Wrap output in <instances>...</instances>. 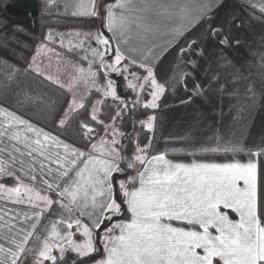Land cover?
Here are the masks:
<instances>
[{"label": "snow or ice", "instance_id": "6c2138e0", "mask_svg": "<svg viewBox=\"0 0 264 264\" xmlns=\"http://www.w3.org/2000/svg\"><path fill=\"white\" fill-rule=\"evenodd\" d=\"M55 6L56 0L44 5ZM225 6V0H196L194 9L186 0H80L73 15L100 24L85 34L87 47L79 45L88 67L73 66L58 125L45 130L0 109L7 117L0 122V200L29 209L22 220L0 215V264H264V148L250 151L247 162L173 164L152 155L150 141L137 147L139 167L128 175L134 165L121 167L116 147L122 113L105 117L88 96L95 89L119 100L121 80L138 90L135 104L143 100L145 110L181 90V104L211 94L219 100L214 128L245 118L257 103L264 107V79L257 84L251 68L232 56L241 47L237 33L245 17L264 23V0H240V14L217 23ZM162 32L168 39L161 45ZM44 48H36L25 70L64 89L39 59ZM258 56L264 75V54ZM169 57L170 75L161 76L158 67ZM80 84L84 94L78 95ZM76 116L85 142L74 147L59 133ZM145 116L142 125L152 131L157 118ZM97 127L110 140L92 143ZM59 147L63 154L54 151Z\"/></svg>", "mask_w": 264, "mask_h": 264}, {"label": "crops", "instance_id": "0c3cea01", "mask_svg": "<svg viewBox=\"0 0 264 264\" xmlns=\"http://www.w3.org/2000/svg\"><path fill=\"white\" fill-rule=\"evenodd\" d=\"M56 2L63 4L74 13L77 11L76 5L80 0H56ZM99 2L101 0H97V3ZM155 2L173 4L177 3L178 0H155ZM186 2L192 5L194 9L196 0H186ZM239 2L240 0H225L226 6L219 12L216 22H224L233 11L239 15L240 13L236 9ZM150 15L155 17V10ZM245 21V27L237 33L241 47L234 50L232 56L238 63H243L246 68H251L252 77L259 84V81L264 79L259 68L258 56V54H264V23L255 19L249 21L247 17H245ZM167 39V33L162 32L156 41L162 45ZM170 61L171 57H169L168 62H164L158 67L161 76L170 75ZM185 95L186 93L182 90L178 94H171L167 99V104H164L162 100L161 107L154 110L157 119L154 122V129L150 138L153 147L149 151L152 155L163 154L173 164L227 163L233 160L247 162L250 151L256 152L264 148V107H261L259 103L245 113V118L226 119L222 126L217 124L214 128L211 117L214 115L215 105L219 103L218 98L210 94L211 98L202 97L191 104H181L179 96ZM0 109L11 111L1 104ZM6 119L4 111H0V122H5ZM64 142L69 143L66 140ZM71 145L75 147V145ZM218 145L220 150L216 151ZM225 147H235L237 151L225 152L223 150ZM54 151L63 154L64 149L59 147ZM96 155L99 156V151ZM259 163L264 169V155L259 157ZM11 183L14 184L15 181ZM41 194L46 195L47 193L41 191ZM28 211L26 204L13 205L0 200V215L7 213L9 219L13 215L19 214V218L22 220L23 213ZM83 222L87 223L88 221L83 218ZM48 223L50 226V222Z\"/></svg>", "mask_w": 264, "mask_h": 264}, {"label": "trees", "instance_id": "16d2710c", "mask_svg": "<svg viewBox=\"0 0 264 264\" xmlns=\"http://www.w3.org/2000/svg\"><path fill=\"white\" fill-rule=\"evenodd\" d=\"M45 2L46 0H0V104L48 130L54 123L58 125L57 117L65 107L67 88L52 87L48 81L38 79L25 69L35 55L36 48L41 44L48 46L49 34L54 36L71 28H83L100 22L97 20L93 23L89 17L73 15L66 6L58 2L55 7L45 9ZM58 51L63 55L81 53L61 49ZM133 98L135 101V96ZM130 106L128 104V113L124 115L118 129L126 142L128 159L133 161L130 156L133 149L150 142L148 130L138 120L145 117V111L149 115L155 111L145 110L139 104L135 108L136 120L133 122ZM102 108H110V105H103ZM100 114L104 116L103 113ZM79 122L80 117L76 116L59 133L62 139L75 146H82L85 142ZM96 131L99 136H94L92 143H97L104 134L98 127ZM121 164L123 167L122 161ZM127 174L135 175V169H128Z\"/></svg>", "mask_w": 264, "mask_h": 264}, {"label": "rangeland", "instance_id": "374dc122", "mask_svg": "<svg viewBox=\"0 0 264 264\" xmlns=\"http://www.w3.org/2000/svg\"><path fill=\"white\" fill-rule=\"evenodd\" d=\"M99 28V24L97 25H86L83 28L80 27H75L67 30L66 32H61L57 35L51 36V39H48L47 44L48 46L45 45V48L42 49L44 55H42L39 59L42 61L43 65L45 68L48 69V72L52 74L53 77L59 75L60 80L65 83L67 88V84L71 81L72 77L74 74H76V69L73 67L74 65L76 66H82L85 69L88 67V61L82 60V57L84 56V52L81 51L79 45L83 44L84 47H87L86 43V33L90 30H95ZM53 44V45H52ZM50 45V46H49ZM55 47V48H52ZM57 48V49H56ZM48 49H53L54 51H48ZM58 49L61 50H67L70 52L73 51H81V53L76 54V55H63L58 51ZM55 53H59V57ZM95 71V68L93 69ZM115 79H119L115 76H113ZM99 80L101 82L104 81V77L101 76L99 77ZM99 86V85H98ZM91 87V86H90ZM118 96L120 97L119 100H113L111 97L105 98L101 93H98L95 91V89H92L89 93L88 96L91 99V102L93 104H96V107L99 111V113H103L104 116L108 117V115H115L117 111H120L122 113L121 117L116 121V127H117V137L116 139L118 140V144L116 145L117 149L119 150V161L123 160V155H122V148L125 147V152H126V142L123 140V134L122 132L118 129V125L121 124L123 121L124 115L128 113V107H124V105L130 104L131 106L129 107L130 112L133 116V122L136 120L134 118L135 114V108L138 107L139 105L134 104L137 95H138V90L137 91H132L127 87V83L121 80L119 88L117 89ZM78 95L84 94V86L83 84L79 85V91L77 93ZM133 96H135V101ZM144 102V101H143ZM143 102L141 101L140 105L142 107ZM107 106L110 105V108H102V106ZM119 105V107H118ZM89 110L91 111V106L89 107ZM152 110V109H149ZM111 111V112H110ZM113 113V114H111ZM154 113V112H153ZM149 115V114H148ZM153 115V114H150ZM155 115V114H154ZM146 119L145 117H142L141 119L138 120V122H142ZM147 129V128H146ZM148 130V129H147ZM149 136L151 138V135L153 133L152 131H149ZM105 140H110V135H105V133L102 136ZM124 141V142H123ZM136 148L133 149V151L130 153V156L132 157L133 161L132 164L134 165V168L131 170H134L136 167H139L137 164V161L135 160V156L137 154ZM99 151V150H98ZM127 155V153H125ZM128 158V156H127ZM124 166H126L124 164ZM123 166V167H124ZM122 167V164H121Z\"/></svg>", "mask_w": 264, "mask_h": 264}, {"label": "water", "instance_id": "95a60500", "mask_svg": "<svg viewBox=\"0 0 264 264\" xmlns=\"http://www.w3.org/2000/svg\"><path fill=\"white\" fill-rule=\"evenodd\" d=\"M124 152H125V147L122 148V155H123V160H122V162H123L125 165H127L128 163H132V162L127 158V155L124 154ZM125 153H126V152H125ZM130 170H131V169H130Z\"/></svg>", "mask_w": 264, "mask_h": 264}]
</instances>
